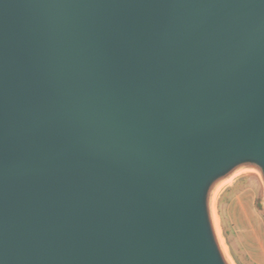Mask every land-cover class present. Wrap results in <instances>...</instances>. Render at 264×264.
I'll return each instance as SVG.
<instances>
[{
    "label": "water",
    "instance_id": "1",
    "mask_svg": "<svg viewBox=\"0 0 264 264\" xmlns=\"http://www.w3.org/2000/svg\"><path fill=\"white\" fill-rule=\"evenodd\" d=\"M251 173L264 0H0V264H237Z\"/></svg>",
    "mask_w": 264,
    "mask_h": 264
},
{
    "label": "rangeland",
    "instance_id": "2",
    "mask_svg": "<svg viewBox=\"0 0 264 264\" xmlns=\"http://www.w3.org/2000/svg\"><path fill=\"white\" fill-rule=\"evenodd\" d=\"M239 184H245V188L252 195L250 204L247 206L245 203L246 197L241 194L239 199L236 198L235 192L237 188L227 190V192L219 198L218 202V214L219 221L222 227L223 234L225 236L226 243L230 249L231 254L235 257L239 264H257L254 258H251L244 245L249 242L252 238L250 232H242V234H237L235 232V227L230 221H264V203H263V185L259 176L255 173H251L241 177ZM234 194V195H233ZM231 201V215L230 217L227 212V202L230 197ZM234 198V199H233ZM233 199V201H232ZM246 237V238H245ZM248 240V243L246 241ZM244 243V245H243Z\"/></svg>",
    "mask_w": 264,
    "mask_h": 264
},
{
    "label": "crops",
    "instance_id": "3",
    "mask_svg": "<svg viewBox=\"0 0 264 264\" xmlns=\"http://www.w3.org/2000/svg\"><path fill=\"white\" fill-rule=\"evenodd\" d=\"M241 179L242 178H239L236 181H234L231 185H229L221 193L219 198L224 196L227 190L237 188L235 192V195H236L235 197L239 199L240 195L244 194V196L246 197L245 204L248 206L251 202L252 195L249 192H247L248 190L245 188V184L247 183H242L241 185H238L239 184L238 182ZM231 198L232 196L228 200H226V202L228 203L229 201H231ZM218 202H219V199H218ZM230 210H231V202L227 204L226 212L230 217H232ZM230 222L232 223V225H234L235 232L237 234L239 233L242 234V232H250L252 238L249 239V242H252V244L250 243V245L248 246V244L244 245L243 243V245L245 249L247 250V252L249 253L250 257L254 258V261H253L254 263L256 261L257 264H264V221H230ZM246 243H248V240L246 241ZM235 261L237 264H239L236 259Z\"/></svg>",
    "mask_w": 264,
    "mask_h": 264
},
{
    "label": "bare ground",
    "instance_id": "4",
    "mask_svg": "<svg viewBox=\"0 0 264 264\" xmlns=\"http://www.w3.org/2000/svg\"><path fill=\"white\" fill-rule=\"evenodd\" d=\"M218 218V217H217ZM217 223L219 224V219L217 220Z\"/></svg>",
    "mask_w": 264,
    "mask_h": 264
}]
</instances>
